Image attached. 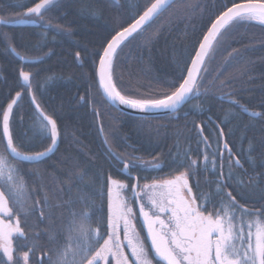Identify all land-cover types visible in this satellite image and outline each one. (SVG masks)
<instances>
[{
  "label": "snow or ice",
  "instance_id": "6c2138e0",
  "mask_svg": "<svg viewBox=\"0 0 264 264\" xmlns=\"http://www.w3.org/2000/svg\"><path fill=\"white\" fill-rule=\"evenodd\" d=\"M177 2L146 0L142 8L139 3L133 2L131 7L136 15L131 22L127 26L118 24V28L109 33L110 38L93 54L98 57L97 75L106 101L140 112L175 111L193 96H200V89L204 87L207 74L212 71L210 65L217 51L222 42L232 36L234 29L251 22L264 26V0H230L211 21L198 47L193 49L190 63L183 64L180 74L166 86L162 95L133 98L122 93L114 83V74L123 47L130 42V38L134 39L161 22V18ZM56 4L57 0H32V6L18 14V18H0V24H43L45 28L52 27L50 22H45V15ZM186 7L194 11L191 4ZM82 11L95 15L98 10L86 8ZM4 39L8 41L6 51L19 60L20 70L15 77V87L19 90L13 89L0 99V216L8 217L9 221L16 218L15 223L0 218V264H32V254L43 234L34 232L29 237L22 227V221L27 224L37 210L41 221L51 220V211L45 214V208L51 206L47 196L43 201L32 199L21 165L39 164L49 159L58 148L60 132L57 120L41 105V86L33 84L35 74L24 70L25 66L38 61L30 60L18 51L11 37L5 35ZM228 55L229 59H234L232 52ZM76 59H81L79 52ZM176 63L180 67L179 61ZM222 74L218 73L211 81L213 87H217L216 81H220L219 91L226 87L225 81L220 80ZM224 95L241 112H248L245 105L231 98L232 93ZM25 96L30 97V106L33 107L29 125L31 137L27 132L17 135L14 128L15 108ZM249 115L260 114L250 112ZM196 127L200 128L198 135L203 137V160L192 159L189 152L178 149L169 166L176 170L183 168L184 171H179L171 179H154L141 185L139 177L132 175L133 170L138 167L145 170L162 169L160 158L145 161L132 156L121 157L109 149L110 156L117 164L123 165L121 175L135 182L124 183L111 175L107 177L106 230L102 227L103 219L94 220L95 214L90 211L94 197L85 183L90 174L86 170L77 172V183L83 186L77 187L75 199L70 197L64 202L73 210L67 223L62 225V230L48 231L49 241L59 246L54 256L44 253L48 257L47 264H264V205L253 212L247 207V202L240 203L234 190H229L234 181L232 169L242 168L243 165L226 141L221 146L220 141L225 135L223 130L219 132L214 151L209 154L210 138L203 136L201 125ZM35 143L44 145L43 150L31 147ZM259 147L264 150V141ZM249 149L251 161L256 146L250 142ZM225 153L227 172L224 170ZM217 155L220 165L218 173ZM261 157L264 158V151ZM201 174H211L216 179L206 182L207 191L194 196L193 188L199 189ZM252 180L249 177V184L244 185L241 179L237 187L246 186L254 190L259 187V181L257 179L256 183H252ZM190 181L195 183L190 185ZM126 192L130 195H126ZM261 199L264 200V196ZM76 204L81 205L80 211L74 210ZM60 206L57 204L55 207ZM137 207L138 215L135 211ZM141 220L142 224L139 223ZM93 223L97 225L95 228L92 227ZM145 231L146 237L142 238L141 233ZM61 237L65 240L63 244L59 243ZM40 264L45 262L41 261Z\"/></svg>",
  "mask_w": 264,
  "mask_h": 264
},
{
  "label": "trees",
  "instance_id": "16d2710c",
  "mask_svg": "<svg viewBox=\"0 0 264 264\" xmlns=\"http://www.w3.org/2000/svg\"><path fill=\"white\" fill-rule=\"evenodd\" d=\"M7 1L9 2L7 8L11 5L12 11H5L4 16L7 15L13 19L17 18L18 13H22L32 4V0ZM66 2L71 5L68 13H59V18L54 17L52 20H45V22H50L52 27L45 28L43 26L35 31L40 35L36 45L35 57H42V59L37 63L25 66L24 70L35 74L33 84L41 86L42 98L40 102L48 113L52 111L47 107L48 90L57 93L58 96L60 94H69V96L80 94L81 98H84L80 105L85 107L88 112H91V108H99L100 112L102 109V112L100 122H87L85 126L76 120L82 114L71 115L68 112L65 114H70L69 118L60 119L65 114L51 113L55 115L54 118L57 120L60 130L59 147L56 153L58 155L66 153L71 156V159L58 156L39 164L24 163L21 165L32 199L43 201L47 196L48 204L51 206L45 208L46 215L51 211V220L41 221L39 219L40 212L37 210L27 224L22 221V227L29 237L34 232L43 234L39 245L32 254V264H40L41 261L47 264L48 257L44 253L48 252L54 256L59 246L49 241L48 231L60 232L62 225L66 224L70 218L73 209L65 204L66 211L64 214H60L57 212L59 207L55 206L63 204L61 199L64 201L69 200L70 197L75 199L77 187L83 186L77 183V172L86 170L90 174L88 180L85 181L88 184V192L94 197L93 207L90 211L95 214L94 220L103 219L102 227L104 230L107 229L108 212L107 177L111 175L124 183L126 181L130 183L117 169L120 164L114 162V159H108L105 155L99 124L107 141L108 150L111 149V152L118 150V156H132L142 158L145 161L152 160L153 157L160 158L163 163L162 169L145 170L138 167L133 170V173L140 176V182L151 183L154 179H171L179 174V171H184L183 168L176 170L169 166L172 156L178 149L189 152L192 159L203 160L204 145L201 143L203 137L198 135L197 125L202 126L203 136L210 138L209 154L214 151L216 143L213 142L214 135L219 134L214 124L216 121L222 128L225 141L232 149L233 155L244 161L243 165L246 169L245 172L238 175L235 168L232 169L234 181L230 184L229 190H234V195L237 196L240 203L247 202V207L253 212L264 205V200L261 199V196H264V158L261 157V152L264 150L259 147L261 141H264V26L251 22L234 29L232 36L224 40L220 50L217 51L215 59L210 65L212 71L207 74L204 87L200 89V96L191 98L175 116L159 115L153 118L140 116L131 118L128 114L104 104L98 91L99 88L95 87L94 84H92L91 89L79 88V92L72 94L73 88L68 86L66 81L70 79V74L75 70L86 80L88 77L82 73L83 70L95 73L98 57L93 54L100 50V46L107 38H110L109 33L117 29L118 24L127 26V23L131 22L136 15L135 9L127 3V0H57L56 5L61 6ZM93 2H97V4ZM145 2L146 0L141 1V8ZM229 3L230 0H178L177 4L161 18V22H157V25H153L148 31L131 39L129 44L123 47V51L116 62V69L123 65L137 67L146 65L148 81L145 82H150L152 89L145 93L141 85L142 81L138 82L134 78L124 77L115 80L118 90L133 98L157 96L166 91V86L180 74L183 64L185 62L190 63V55H194L193 49L198 47V42L207 31L211 21L215 19L224 5ZM188 4L192 5L194 11L187 9ZM18 5H24V7ZM86 8L97 9L98 11L95 15H90L86 11H82ZM118 8L123 9L118 23L107 20L106 24L99 25L98 18L101 15L111 11L112 15ZM77 14L80 18L89 16L88 21L91 22L90 28L86 31L82 29V33L81 31L78 33L74 26H67L68 17L74 20L73 17ZM25 33H33V31ZM160 34L163 35L165 42L158 47L149 38L152 35L158 37ZM27 41L28 39L25 43ZM54 41L64 44L69 53L60 50L54 51ZM139 41H147L149 51L144 50L139 55H129V45L136 46ZM12 43L22 54L28 56V53L31 52V42L28 47L27 44L21 45L15 41ZM7 46L8 41L0 37V99L8 95L9 91L13 89L19 90L15 87V77L18 76L20 62L14 55L6 51ZM77 52L81 55L79 61L76 59ZM230 52L233 53L234 59H229L228 54ZM122 58L127 59L120 64L119 59ZM150 59H155L156 62L150 63ZM176 61H179L180 67ZM226 61L228 62L226 63ZM218 73H223L220 80L226 83L223 91L217 90L219 80L216 81L217 87H213L211 82L212 77ZM174 75L175 77H173ZM53 78L56 81L55 84ZM86 82L88 83V81ZM205 88L208 90L205 91ZM88 91L91 92L88 93ZM224 93H232L231 98L245 105L248 112H241L236 105L230 104L229 97ZM14 94L15 92L12 91V95ZM91 95H97L94 101L89 100L88 97ZM29 102L30 97L25 96L19 101V106L15 110L24 107ZM86 102L90 104L86 105ZM250 112L260 115L250 116ZM31 117L32 113L23 120L14 121L17 135V130L21 128L29 131L32 136V132L29 130ZM209 118H211V123ZM62 120L67 121V123L65 124ZM147 128H154V130L159 131L156 140L153 139L151 145L137 144V147L133 148L135 138L129 137V133L135 129L140 134L142 130ZM90 137L93 140H90ZM250 142L256 146V152L252 153L251 161L249 158ZM31 147L36 150H43L44 145L35 143ZM99 152H102L103 157L98 155ZM209 159L211 160V155ZM217 159V164H219L218 155ZM224 170L228 171L226 153ZM249 177L253 178L252 183H256L258 179L259 187L254 190L246 186L237 187L241 179H243L244 185H248ZM212 180L214 179H212L211 174H201L200 187L199 189L193 188V195L196 196L201 191H207L206 182ZM189 183L193 185L195 182L190 181ZM74 210L80 211L81 205L76 204ZM209 210H211V206H209ZM96 226L95 223L92 224V227L95 228ZM141 237H146L143 232ZM121 239H123L122 229ZM59 243H65L63 237L60 238Z\"/></svg>",
  "mask_w": 264,
  "mask_h": 264
},
{
  "label": "bare ground",
  "instance_id": "6f19581e",
  "mask_svg": "<svg viewBox=\"0 0 264 264\" xmlns=\"http://www.w3.org/2000/svg\"><path fill=\"white\" fill-rule=\"evenodd\" d=\"M142 0H127V3L131 6L133 2H137V3H141ZM93 3H96L97 2H93ZM9 5V2L7 0H1L0 2V7L2 8L0 10V18H4V19H13V18H10L8 17L7 15L4 16V12L5 11H12V6L10 5L8 8L7 6ZM32 6V4L30 5ZM29 6V7H30ZM71 9V5L70 3H64L63 5H56L55 7H53L51 9V11H49L48 13H46L45 15V20L46 21H49L50 19L52 20V18L54 17H58V14H65V13H68ZM121 12H123V9L122 8H118L112 15V11L108 14H105V15H101L98 19V23L99 25H103V24H106V21L109 20V21H113V22H116L118 23L119 22V17H120V14ZM18 14H21V13H18ZM75 17L74 20L70 19L68 17V23H67V26H74L75 27V30H78V33L81 31L82 33V29H84L85 31L87 29L90 28L91 26V22L88 21L89 20V16H86L85 17H79L78 14L77 15H74ZM61 17V16H60ZM18 18V17H17ZM59 18V17H58ZM15 19V18H14ZM0 26L2 27V29L0 30V37L2 39H4V36L7 35L8 37H11L12 38V41H15L17 44H21V45H26L27 47L29 46L30 42H31V46L32 48L30 49V53H28V58L30 60H35V61H40L42 59V57H35V52L37 51V43L39 42V37L40 35L37 34V32L35 31H38V28H42L43 27V24H40V25H30V24H0ZM33 33H25V32H32ZM29 36H26L28 35ZM140 36V35H139ZM93 38V37H91ZM26 39H28L27 43H25ZM132 38H130L131 40ZM149 40L153 43H155L156 45H158V47L162 46L165 42V39L163 38V35L160 34L158 35V37L156 35H152L150 36ZM54 45H53V50L56 51V50H60L64 53H69L68 49L66 48V46L64 44H62L61 42H57V41H54ZM129 42L126 44L128 45ZM26 47V48H27ZM144 50L146 51H149V45H148V42L146 41H139L137 42V45L136 46H130L129 45V55H139L141 54ZM161 50V48H160ZM97 52V51H95ZM161 53L162 55L164 56V53L162 52L161 50ZM174 54V53H173ZM127 58H122V59H119L120 60V64L125 62ZM153 62H156L155 59H150V63H153ZM37 63V62H36ZM99 67V61H98V65H97V68H96V71L95 73H92V72H89L87 70H83V74L85 76L88 77V80L84 79L83 77H81V75L79 74V72L77 70L73 71L71 74H70V79L68 81H66L67 85L70 86L71 88H73L72 90V94L73 93H76V92H79V88H86V89H91L92 87V84L95 85V87L99 88L98 91H99V94H100V97L102 99V102L106 105H110L111 107H115L114 105L115 104H112L111 102H108L106 101V98L104 97V94L102 92V89L100 88V85H99V79H98V75H97V69ZM149 69V67H148ZM147 66L146 65H142V66H134V65H123V66H120L116 69V72L114 74V83H115V80L116 79H121V78H134L136 79L138 82L139 81H142L141 82V85L145 91V93L147 92V90L149 89H152V86L150 84V82H145V81H148V76H147ZM175 77V75L173 76ZM54 80V78H53ZM88 81V83L86 82ZM56 83V81L54 80V84ZM116 84V83H115ZM91 92V91H88V93ZM47 95L49 98H47V107L48 109L52 110L49 114L51 113H57L59 114L62 113V114H65V113H68L70 112L71 115H79V114H82L81 117H77L76 120L77 122H82L81 124L82 125H86L85 123H91V122H100V117H101V112H102V109H101V112H100V109L99 108H91V112H88L86 110L85 107H83L82 105H80V103H83V100L81 99V95H74V96H69L68 95H62L60 94L59 96L57 95V93L51 91V90H48L47 91ZM163 93H160L158 94L157 96H160L162 95ZM141 95V94H140ZM97 97V95H91L89 98V100H95ZM194 97V96H193ZM192 97V98H193ZM191 99V98H190ZM188 102V101H187ZM187 102H185L184 104H182L181 106H179L177 108V110L175 112H170V113H162V110H159V111H151L149 115H140L141 117H144V118H153V117H156V116H159V115H176L182 108H184L187 104ZM90 104L89 102H86V105ZM80 105V106H79ZM118 110V109H117ZM119 111V110H118ZM164 112H166V110H163ZM121 112V111H120ZM161 112V113H160ZM33 113V107L30 106V102L27 103L24 107H21L20 109L18 110H15V121L16 120H21V118L25 119L29 114ZM124 113V112H123ZM69 115L70 114H65V115H62L60 119H66V118H69ZM131 118H135V117H139V115H136L135 113L134 114H131L129 113L128 114ZM55 116V115H53ZM22 119V120H23ZM65 124L67 123V121L65 120H62ZM214 124L215 125H219L216 121H214ZM59 126V125H58ZM100 126V124H99ZM217 130L220 132L221 131V127H216ZM199 132H200V128H198ZM18 132V135L21 134V133H24V132H27L25 129H21L19 128L17 130ZM60 132V130H59ZM158 130H154V128H147L145 130H142L141 133L139 134L137 130H133L129 133V137L131 138H135V140L133 141L134 145L133 148H136L137 147V144L138 145H143V146H148V145H151L152 142H153V139L156 140V136L158 135ZM17 134V133H16ZM28 136L31 137L30 135V132L28 131L27 132ZM218 135L219 134H215L214 135V138L217 140L218 138ZM101 136V139H102V142H103V147H104V150H105V155H107L108 159H114L110 156V153H109V150H108V146H107V143H106V139H105V136L100 134ZM92 139V137H90V140ZM213 140V142H216V140ZM93 140V139H92ZM225 142V137L223 138V140H221V146L222 144ZM68 145V144H66ZM58 147H59V143H58ZM58 149V148H57ZM42 151V150H41ZM57 151V150H56ZM56 151L51 155V158H54V157H58V156H62V157H66V158H69L71 159V156H69L68 154L66 153H62V154H59L56 153ZM112 153H115L116 155H118V150L117 151H114ZM98 155L100 157H103V154L102 152H99ZM240 160V158H237ZM48 160V159H47ZM218 160V159H217ZM241 163L243 164L244 161L243 160H240ZM114 162H116V160L114 159ZM42 163V162H41ZM117 169L121 172L122 169H123V165L120 164ZM210 169H211V165H210ZM217 173L219 172L220 170V165L217 164ZM226 172V171H225ZM235 172H237L235 170ZM240 172H237V175L239 174ZM133 176H138L139 177V180H140V176L137 174V173H132ZM215 176L212 175V179L215 180ZM130 183L132 182H135V181H131L129 180ZM126 183H128L126 181ZM141 185L144 184V182H140ZM53 188V187H52ZM126 195H130V193H127ZM62 200V205L58 208L57 212L60 213V214H64L65 211H66V205L64 204V199H61ZM138 211V207L136 208V212ZM139 223H141L139 221ZM144 233V232H143ZM144 236H145V233H144Z\"/></svg>",
  "mask_w": 264,
  "mask_h": 264
},
{
  "label": "water",
  "instance_id": "95a60500",
  "mask_svg": "<svg viewBox=\"0 0 264 264\" xmlns=\"http://www.w3.org/2000/svg\"><path fill=\"white\" fill-rule=\"evenodd\" d=\"M114 106H115L116 109H118L119 111L124 112L126 114H129V113L134 114L135 113L136 115L140 116V115H149L150 112H151V111L150 112H140L139 110H133V109H130V108L126 107V106H122V105H119V104H115ZM175 111H166V112H164L162 110V113H170V112H175ZM138 213H139V208H138L137 214ZM140 222L142 224V220ZM144 233H145V236H146V231Z\"/></svg>",
  "mask_w": 264,
  "mask_h": 264
},
{
  "label": "rangeland",
  "instance_id": "374dc122",
  "mask_svg": "<svg viewBox=\"0 0 264 264\" xmlns=\"http://www.w3.org/2000/svg\"><path fill=\"white\" fill-rule=\"evenodd\" d=\"M0 218L4 219L6 222L15 223V218H14V217H13L12 220H10V221H9V218H8V217L0 216Z\"/></svg>",
  "mask_w": 264,
  "mask_h": 264
},
{
  "label": "flooded vegetation",
  "instance_id": "af4514ba",
  "mask_svg": "<svg viewBox=\"0 0 264 264\" xmlns=\"http://www.w3.org/2000/svg\"><path fill=\"white\" fill-rule=\"evenodd\" d=\"M242 164V163H241ZM243 165V164H242ZM237 172H240V174L241 173H243V172H245L246 171V169H245V166L243 165V167L242 168H239V169H235ZM216 179V178H215Z\"/></svg>",
  "mask_w": 264,
  "mask_h": 264
}]
</instances>
